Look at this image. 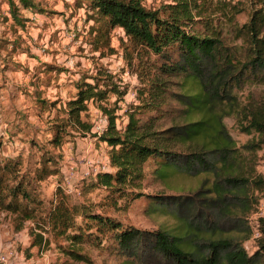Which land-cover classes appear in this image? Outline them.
<instances>
[{
  "label": "trees",
  "instance_id": "16d2710c",
  "mask_svg": "<svg viewBox=\"0 0 264 264\" xmlns=\"http://www.w3.org/2000/svg\"><path fill=\"white\" fill-rule=\"evenodd\" d=\"M85 1L86 21L92 22L88 30L92 52H99L100 57L113 53L110 32L122 30L124 59L128 67L134 63L133 71L142 81L139 102L124 111L127 122L118 129L115 111L101 102L114 92L121 100L124 91L103 69L99 71L104 76L91 77L93 84L83 77L74 86L75 96L66 103V118L60 120L61 125L55 123L54 143L60 145L61 126L91 134L92 124L82 114L88 103H95L107 118L104 132L95 137L107 145L110 170L94 174L93 186L120 195L140 189L144 165L153 156H159L153 175L164 185L170 176L190 173L194 166L212 178L208 189L189 198V206L176 199L178 210L182 209L175 216L184 218L178 219L175 234H150L153 240L147 246L154 254L170 264H264V212L256 216V231L247 226L245 237H234V230L260 197L264 200V175L255 169L256 152L264 150V93L249 90L242 97L245 87L264 86V0H167L155 9L147 8L142 0ZM8 2L12 19L22 26L16 15L18 6ZM18 2L22 9L40 11L32 0ZM82 5L75 1L76 8ZM244 13L247 20L239 25L236 19ZM156 58H166L165 65L146 63ZM171 78L180 79L172 82ZM170 98L177 104L173 111L165 108ZM166 112H175L178 121L172 118L170 126L160 130L151 114ZM227 117L253 140L237 147L224 124ZM15 172L13 164L0 168V211L18 210L16 204L5 203L7 197L30 201L29 182L8 186L6 178ZM52 172L45 174L42 169L39 178ZM67 203L66 196H60L49 213V223L60 235H66L76 218L86 216L98 231L114 232L121 251L131 253L144 244V232L121 229L118 222ZM26 209L25 220L32 217ZM226 219L234 228L221 231ZM249 237L256 242L251 254L243 246ZM44 243L43 236L33 234L31 246ZM65 253L73 261H85L74 250Z\"/></svg>",
  "mask_w": 264,
  "mask_h": 264
},
{
  "label": "rangeland",
  "instance_id": "374dc122",
  "mask_svg": "<svg viewBox=\"0 0 264 264\" xmlns=\"http://www.w3.org/2000/svg\"><path fill=\"white\" fill-rule=\"evenodd\" d=\"M12 1L19 8L16 15L22 26L12 19L8 0H0V168L13 164L15 179L7 177L8 186L14 187L19 181L29 182L27 192L32 199L29 202L21 198L5 199L6 204H16L18 210L0 211V256L10 258L14 264H170L147 246L153 240L150 234H175L180 225L178 219L183 217L182 214L175 216L182 209L178 210L176 199H182L189 206V198L200 189L210 187L211 176L194 166L190 173L170 176L164 185L153 175L159 159V156H153L144 165L140 189L120 195L93 186L94 174L110 170L107 145L94 133L78 134L69 125L61 126L62 138L57 146L54 127L66 118V103L76 94L75 84L83 77L93 84L91 77L104 76L100 69L112 77L120 91H124L121 100L115 92L109 93L101 106L115 111L118 129L126 125L124 111L138 104L142 81L133 71L134 63L128 67L124 59V34L119 28L111 30L109 45L113 53L100 57V53L92 52L89 45L88 30L92 22L86 21L85 0H32L40 11L22 9L18 0ZM75 1L83 5L76 8ZM166 1L142 0L152 9ZM236 20L239 25L243 24L247 13ZM166 60L149 59L146 63L150 65L154 61L163 67ZM179 79L170 80L178 82ZM249 90L262 94L264 86L245 87L243 98ZM166 104L168 110L177 108L172 98L167 99ZM99 114L104 115L98 105L90 102L82 119L93 126ZM151 115L155 116L160 130L170 126L172 118L178 121L175 112ZM223 121L237 147L253 140L252 135L239 130L232 117ZM86 161H89V167L85 166ZM69 164L76 165L77 177L71 180L76 188L73 193L66 194L62 186H65L64 174ZM42 169L45 174L48 170L53 172L40 179ZM255 169L264 175L262 149L256 152ZM86 171L88 174L81 178ZM60 196H66L70 206H80L118 222L121 229L134 228L144 232V244L131 253L121 251L114 239L115 233L98 231L86 216L76 218L66 235H60L49 223V213ZM263 204L260 197L246 220L234 230V237H245L247 226L256 231V216L264 212ZM25 207L26 212L32 213L27 220L23 217ZM223 223L221 231L234 228L227 219ZM33 234L43 236L46 244L31 246ZM73 234L76 239L66 238ZM249 238L243 246L251 254L256 250V242ZM66 250H74L85 261L69 259Z\"/></svg>",
  "mask_w": 264,
  "mask_h": 264
},
{
  "label": "built area",
  "instance_id": "2783aa9c",
  "mask_svg": "<svg viewBox=\"0 0 264 264\" xmlns=\"http://www.w3.org/2000/svg\"><path fill=\"white\" fill-rule=\"evenodd\" d=\"M106 126H107V118H106V116L102 115V114H99V116L96 118L95 122L93 123L92 133H94L95 136H99V135H101L104 132ZM85 163H86L85 166L89 167V161L88 162L86 161ZM85 169H87V168H85ZM76 174H77L76 173V165L69 164V168H68L67 172L64 174V184H65V186H63L64 187L63 189H64V192L66 194H71V193H73L75 191V185L73 186L71 184V180H73L74 178L77 177ZM87 174H88L87 171L84 172L82 174L81 178L86 176ZM0 264H14V263L11 261L10 258H8L6 256L5 257L0 256Z\"/></svg>",
  "mask_w": 264,
  "mask_h": 264
}]
</instances>
